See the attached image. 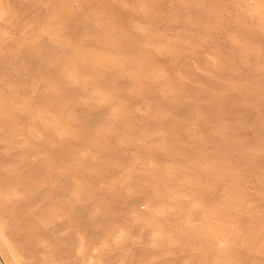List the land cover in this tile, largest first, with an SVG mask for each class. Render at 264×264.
Listing matches in <instances>:
<instances>
[{
    "label": "bare ground",
    "instance_id": "bare-ground-1",
    "mask_svg": "<svg viewBox=\"0 0 264 264\" xmlns=\"http://www.w3.org/2000/svg\"><path fill=\"white\" fill-rule=\"evenodd\" d=\"M0 264H264V0H0Z\"/></svg>",
    "mask_w": 264,
    "mask_h": 264
}]
</instances>
